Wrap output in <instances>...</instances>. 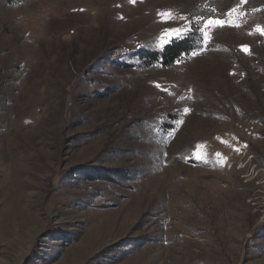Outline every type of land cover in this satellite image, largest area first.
<instances>
[{
	"label": "rangeland",
	"instance_id": "1",
	"mask_svg": "<svg viewBox=\"0 0 264 264\" xmlns=\"http://www.w3.org/2000/svg\"><path fill=\"white\" fill-rule=\"evenodd\" d=\"M257 25L264 0H0V264H264Z\"/></svg>",
	"mask_w": 264,
	"mask_h": 264
},
{
	"label": "snow or ice",
	"instance_id": "2",
	"mask_svg": "<svg viewBox=\"0 0 264 264\" xmlns=\"http://www.w3.org/2000/svg\"><path fill=\"white\" fill-rule=\"evenodd\" d=\"M130 2L134 3L135 0H130ZM241 2L243 3L244 0H241ZM240 14L242 15V13H237V9L236 8H232L228 11V13H226V15L229 17V19H219V18H209L207 20V25L208 26H220L223 27L225 25H229V26H237L238 25L235 23V20L232 19V17H234V15ZM169 33H176L177 35L180 34V30L179 29H169L168 30ZM256 31L259 32L261 35H264V28H262L261 26L257 25L256 26ZM204 38L207 39V33L205 32L204 34ZM242 50L244 51H248V47L246 45L241 46ZM219 155V154H217Z\"/></svg>",
	"mask_w": 264,
	"mask_h": 264
},
{
	"label": "trees",
	"instance_id": "3",
	"mask_svg": "<svg viewBox=\"0 0 264 264\" xmlns=\"http://www.w3.org/2000/svg\"><path fill=\"white\" fill-rule=\"evenodd\" d=\"M189 46L190 44L188 43L187 39L178 40L171 45H166L164 47V53H162V56L166 57L167 62L173 61L181 54L185 53L188 50ZM152 56L155 57V54H153Z\"/></svg>",
	"mask_w": 264,
	"mask_h": 264
}]
</instances>
